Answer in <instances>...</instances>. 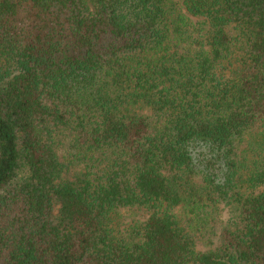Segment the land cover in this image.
<instances>
[{
	"label": "trees",
	"instance_id": "trees-1",
	"mask_svg": "<svg viewBox=\"0 0 264 264\" xmlns=\"http://www.w3.org/2000/svg\"><path fill=\"white\" fill-rule=\"evenodd\" d=\"M0 264H264V0H0Z\"/></svg>",
	"mask_w": 264,
	"mask_h": 264
}]
</instances>
